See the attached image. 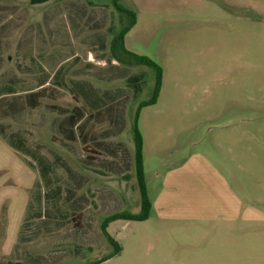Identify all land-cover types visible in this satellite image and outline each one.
<instances>
[{
  "label": "rangeland",
  "instance_id": "1",
  "mask_svg": "<svg viewBox=\"0 0 264 264\" xmlns=\"http://www.w3.org/2000/svg\"><path fill=\"white\" fill-rule=\"evenodd\" d=\"M120 3L126 48L162 68L141 111L157 73L113 67L114 0H0V264H264V0ZM136 130L145 179L175 171V223H111L110 258L105 220L141 212Z\"/></svg>",
  "mask_w": 264,
  "mask_h": 264
},
{
  "label": "trees",
  "instance_id": "2",
  "mask_svg": "<svg viewBox=\"0 0 264 264\" xmlns=\"http://www.w3.org/2000/svg\"><path fill=\"white\" fill-rule=\"evenodd\" d=\"M121 0H114V4L117 10L121 14L128 15L131 20L128 26L124 27L123 30L118 34L117 37L111 42V55L112 59L117 61L121 65H127L133 68L147 66L154 68L157 73L156 77V86L152 98L148 102H144L140 105L139 111L142 108L154 105L158 102L161 88H162V68L153 60L148 57L141 56L129 51L125 46V37L126 35L136 26V13L124 8L121 3ZM137 81V76H134ZM133 79V77L131 78ZM130 79V80H131ZM138 82V81H137ZM140 112H138L139 114ZM136 166H137V176L139 180V188L142 194L141 202V212L139 214H132L130 212H120L110 216L102 227V233L106 239L114 246V253L110 257L116 256L121 252V246L119 243L109 234L108 227L111 223L116 221H127V222H144L147 221L150 217L152 210V202L147 193L146 179L143 169V160H142V149H143V140L140 132L136 130ZM89 157V156H88ZM90 158V157H89ZM75 228H78L77 226ZM108 258V259H110ZM106 259V260H108ZM11 264V263H9Z\"/></svg>",
  "mask_w": 264,
  "mask_h": 264
},
{
  "label": "crops",
  "instance_id": "3",
  "mask_svg": "<svg viewBox=\"0 0 264 264\" xmlns=\"http://www.w3.org/2000/svg\"><path fill=\"white\" fill-rule=\"evenodd\" d=\"M112 65L115 68H119L121 66V64H119L117 61L112 59ZM125 74L123 75L124 79H129L132 75L133 72H131L128 69H124ZM125 93H123V97L122 100H116L115 103H119V102H129L130 98H131V92L129 90L123 91ZM83 119V117L80 119V121L77 122V124L75 125L78 126V124L81 122V120ZM124 126V125H123ZM88 147H85V150H87ZM104 150H109L110 153L112 154L115 149L114 148H110V146H105ZM88 157V156H87ZM89 158V157H88ZM90 159V158H89ZM133 158L131 156L130 151L126 150V159L123 161L122 165H120V177L125 176L126 178L124 179V182L121 185H117L118 188L121 191H127L129 192L134 191V190H138V186L135 185L132 182V177H133V172H132V166H133ZM175 171L173 172H169L165 175L164 178L159 179V180H151V183L148 182V180H146V187H147V193L148 196L152 202V210H151V214L150 217L147 221L144 222H140V223H146L149 222L151 219H156L155 224L162 230V229H166L167 228V232L170 231V228H172L174 226V220H172V202H174V198H175V190H176V185L174 184L173 180H169L170 177H173ZM112 173L108 174L107 176H103L107 182H108V187L107 186H103L100 185L98 188L95 189L96 193L98 195H101L103 197H107V198H111L110 197V191H111V186L112 183ZM86 183L83 180H79L77 178V182L74 184V187H70L71 191H75L78 190L79 188H86ZM151 187H154V190L151 189ZM94 191V192H95ZM155 194V195H154ZM237 219V218H235ZM139 223V222H138ZM1 228H0V234L1 232ZM27 240H30V238H27ZM1 252V251H0ZM34 260L33 264H48V261L45 260V258H43L42 256H38L36 257ZM11 264H13L12 262H9ZM8 263V264H9ZM20 264V263H17Z\"/></svg>",
  "mask_w": 264,
  "mask_h": 264
}]
</instances>
